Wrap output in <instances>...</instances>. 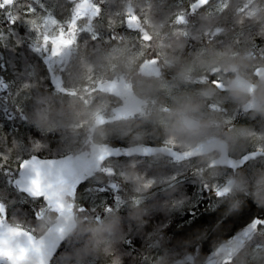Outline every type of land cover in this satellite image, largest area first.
<instances>
[{
	"label": "trees",
	"instance_id": "obj_1",
	"mask_svg": "<svg viewBox=\"0 0 264 264\" xmlns=\"http://www.w3.org/2000/svg\"><path fill=\"white\" fill-rule=\"evenodd\" d=\"M190 2L183 0L178 5L177 0H112L121 12L127 13L129 7L140 17L150 43L142 41L140 34L126 33L119 27L115 41L108 39L106 26L103 41L93 42L81 35L60 72L62 86L75 95L53 90L54 85L48 83V70L60 68L52 67L50 62L54 60L33 50L34 34L26 25H3L5 31L11 27L15 36L0 44V79L7 88L11 86L9 95L22 81L31 80L27 89L30 98L20 96L18 106L0 95V140L4 149L16 142L19 154L28 159L31 145L39 142L44 147L35 155L51 160L77 150L83 142L140 150L161 146V141L170 138L183 150L181 142L184 148L194 145L197 135L213 136L215 129L228 141L230 156L235 159L252 144H264V136L254 131L264 133V81H257L254 74L255 69L264 68V56L253 54L247 38L249 28L252 35L264 34V0H229L220 15L205 14L204 6L186 23H177V15L186 12ZM44 3L59 19L65 18L71 7L68 0ZM2 20L0 17V23ZM242 32L245 38L234 44ZM154 57L159 61L158 70L155 68L148 78L139 76L140 66L151 63ZM213 72L222 78L225 91L196 83ZM117 77L131 85L134 96L144 103L143 111L128 121L95 125L96 108L105 99L96 86ZM245 81L256 86L251 94L257 101L247 112L238 107L245 92L229 89L230 84ZM182 103L194 107L186 110L181 121L176 109ZM210 103L218 110L210 111ZM235 110L242 115L231 131H225L227 118ZM192 123L195 127L188 128ZM142 157L138 152L132 156L134 168L127 169L126 178L159 176L160 184L137 191L134 182L124 181L122 199L127 206L106 213L99 222L93 214H83L87 217L67 240L69 250L61 260L67 264H203L205 258L220 262L229 254L230 241L254 218H264V160L257 158L237 169L241 182L217 204L201 184L212 185L217 180L211 174L213 168L219 173L217 177L226 169L219 164L207 167L208 155H195V175L178 171V166L167 162L166 155ZM12 161L9 167L14 166ZM172 176L177 179L170 180ZM101 179L106 178L95 176L96 181L103 182ZM91 182L86 180L83 185L88 188ZM78 194L87 204L88 194L80 190ZM10 210L12 216L18 212L27 221L32 219L24 207ZM257 241L264 247V236L238 243L231 253L233 264H264V258L253 255Z\"/></svg>",
	"mask_w": 264,
	"mask_h": 264
},
{
	"label": "snow or ice",
	"instance_id": "obj_2",
	"mask_svg": "<svg viewBox=\"0 0 264 264\" xmlns=\"http://www.w3.org/2000/svg\"><path fill=\"white\" fill-rule=\"evenodd\" d=\"M68 2L71 4L70 9H68V15L63 19H59L49 11L44 0H0V17H3V23H0V44H3L9 37L15 36L11 27H7L5 31L3 25L14 26L18 22L26 25L29 31L34 34L32 47L35 52H41L51 59H60L61 61L64 55L71 52V46L80 40L81 35L93 42L103 41L105 38V26L108 39L111 41H115L119 37L120 32L117 31V27H119L126 29V33L140 34L142 41L150 43L151 38L142 34L139 24L131 22L132 15H135V13L130 15L129 13L121 12L115 7L112 0H68ZM182 3L183 0H177L178 5ZM213 3L214 0H204V4H200V0H191L187 11L180 12L177 15L176 22L181 23L185 19H189L196 15L201 7L212 5ZM215 3L220 5V7L211 9L213 12L223 13L227 8L223 0H215ZM136 19L139 20L140 17L136 16ZM61 37L68 44V47L56 49L54 45ZM244 38L245 34L242 32L241 35L235 38L234 44H240ZM247 38L251 40L253 54L264 56V43H261L264 42V34L252 35V29L249 28ZM57 52L58 55L55 54ZM158 63V59L154 57L152 64L156 65ZM258 71L259 69L256 70L257 75ZM37 80L39 81V77H37ZM27 81H22L17 88L11 90V95H9L11 86L6 88L5 81L0 79V95H4L8 103L18 106L20 96L30 98L27 89L31 80L27 79ZM48 83L50 84L51 81L49 80ZM116 83L113 81L107 86L115 88ZM196 83L198 85L210 84L219 88L222 92L225 91L222 78L215 72L202 77ZM105 87L106 85L101 83L95 90L103 92ZM58 88L59 85L57 84L53 90ZM64 94L75 95L76 93L65 91ZM106 94L111 96L113 93L108 92ZM13 97H16V99H13ZM209 110L215 111L218 108L210 103ZM249 110H251V106ZM119 112L124 116L134 114L127 109H120ZM240 115H242L241 111L235 110L228 116L225 131H231L237 125L236 121ZM254 131L257 136H264V133L260 132V130ZM3 144L4 141L0 140V148L3 149L0 150V172L6 175L19 174L20 179L15 181L16 185L30 195L33 201L40 202L39 207L33 210L35 220H39L42 215L49 211H55L59 214L63 208L67 207L77 213H91L99 222L106 213H111L127 206V202L122 199V190L126 179V171L133 166L132 156L134 153L131 150L121 151L116 147H107L99 156L89 158L67 155L60 159L41 160L35 155V152L40 151L44 146L39 142H34L31 145L32 155L27 160H24L18 152L20 146L16 142H13L12 146L6 150ZM160 145L161 150L167 152V162L170 165L178 166V171H191L193 175L196 174V172L192 171V165L195 160L194 153L182 151L176 146L175 141L170 138H165ZM150 147L152 148L150 155H152L155 151L152 146H145L139 152V155L149 157ZM13 150H16L14 157L12 156ZM257 158L264 160V144L259 146L255 143L252 144L240 156L238 161L235 158H230L226 165H221L227 168L223 173V180L221 181L219 178L212 185L201 184L202 187L216 198L217 204H220V201L224 200L230 191L228 187L224 186L225 178L234 170H241L245 164L249 161L257 160ZM10 159H14L18 166L15 168L9 167ZM110 165L112 166L110 167ZM216 166L214 163L207 165L209 168ZM198 171L199 169H197ZM26 172H30L31 175L25 183ZM81 175L92 181L85 190L88 194L87 204L82 203L84 197H78V188L81 183L78 177ZM97 175L107 179L103 182L96 181L95 176ZM176 179V176L170 177L172 181ZM155 183L156 181L153 178L149 179L145 187L150 188ZM61 184H65L69 188L72 201L70 204L65 205L56 196L57 188ZM135 202L139 204V201ZM99 208H102V211H99ZM66 227L67 223L51 229L48 237L42 240L35 225L30 224L25 227L22 224H18L14 226L9 221L8 208L4 202H0V264H25L27 255L35 251L37 247H41L42 255L47 257L46 264H67V261L61 260V257L58 259L56 257L58 245H60L61 252L69 250L67 238L64 235ZM51 232H56L57 234L53 236ZM256 236H264V218H254L242 231L241 235L231 240L229 254L223 261L217 262L216 260V264H233L231 253L236 250V245ZM125 242H127V238ZM65 243L68 245L67 249L64 248ZM261 246L259 241L253 245V247ZM214 255L216 258V250ZM203 264H212V261L205 258Z\"/></svg>",
	"mask_w": 264,
	"mask_h": 264
},
{
	"label": "flooded vegetation",
	"instance_id": "obj_3",
	"mask_svg": "<svg viewBox=\"0 0 264 264\" xmlns=\"http://www.w3.org/2000/svg\"><path fill=\"white\" fill-rule=\"evenodd\" d=\"M200 4H204V0H200ZM207 6H209V5H206L205 7H207ZM127 9H128V7H127ZM130 11L132 13H134V11L132 9L130 10V8H129V11H127V13H129ZM132 19L133 18H131V22L133 23ZM185 21H186V19L184 20V22ZM184 22H181V23H184ZM138 24H139L140 28L142 29V33L145 32V30L143 29V24L141 22L138 23ZM68 54L63 56L62 61L60 59H54L55 65L57 67H59L60 70L59 71L58 70H49V71H51L50 74L52 76H54V78L56 80L59 78V74H60V72H61V70H62V68L64 66V61H65V59H66ZM45 63H46V60H45ZM46 65H47V63H46ZM52 67H54V65ZM258 69H259L258 75L256 74V70L257 69H255V71H254L255 76H257V81H259V82L264 81V75L261 74L262 72H264V68H258ZM113 81L116 82V79L112 80L110 82H113ZM118 81L120 82V88H121L120 91L116 95H111V96L105 95L104 101L106 100V101L109 102V106H107L109 111L105 112L104 116H102L99 119V123H98L99 125L112 124V123L113 124L114 123L117 124V123H120V122H123V121H128V120L133 119L134 117H137V116L141 115V113L143 111L144 103H142V106H141L139 112H135L133 110L134 107L137 105V103H140L141 100L138 99L136 96H134V92H133L131 87L128 88V89H125V87H121V86H124L126 84L125 81L123 80V78L120 77ZM122 81L124 82L123 85H121ZM108 83H109V81H108ZM250 83L251 82H249V81H245V85H246L245 89H247L246 91H249V92H246L244 90L246 98H248L249 94H251L256 89V86L254 84H250ZM231 88H232V86L229 85V89H231ZM249 108H250V106L247 107V109L243 108L242 110L247 112V111H249ZM252 108H254V105L251 106V109ZM120 109H127V110L133 112L134 114L131 115V116H124V115L120 114V112H119ZM113 111H117L118 114H117L116 118L113 121H109V119L113 118ZM195 125L196 124H194V126ZM227 138H228V136H227ZM213 140H215V141L219 142L221 145H223L225 147L226 151H227V155L229 156V158H232L230 156V147H229L228 141L221 138V136L218 134V130L217 129H215L214 134H213V138H212L211 141H213ZM225 141L228 143L227 144L228 146L224 143ZM98 147H100V148H102L104 150L105 148H107L109 146H107L105 144H102V145H100ZM152 147H154V149H160L159 151L154 152L152 155H164L162 153V150H161L160 146H152ZM202 147H200L198 149H201ZM96 148H97L96 146H91L90 144H88V142H83L81 145L78 146L77 150L72 151V152H70L68 154L62 155L58 159L63 158L65 156H67V155H71L73 157H86V158H89V157L93 156L92 152ZM118 149H120L121 151H126L127 149L131 150V147L126 148V149H124V148H118ZM136 149H139V148H136ZM150 149H152V148L150 147ZM205 155L209 156L210 164L213 163L214 158H218V161H219V158H220V152L218 150H216V149H213V150H211L209 152H206V153H204L202 155H199V156H205ZM25 160H27V159H25ZM51 160H53V159H51ZM236 160H238V159H236ZM218 164L221 166V163H219V162L216 163L215 165H218ZM224 168L227 170L226 167H224ZM236 171L237 170H234L232 172V174H235ZM19 179H20V177H19ZM78 179L81 180V183L79 185L78 191L80 190V191L86 193L85 190L87 189V187H85L83 185V183L86 180H88V179H86L83 175L79 176ZM232 180H233V182H235V177H233ZM13 182H15V181H13ZM9 184H11V183L7 179H5V173L0 172V202H4L6 207L8 208L9 221H11V223L14 226L18 225V224H22V225H24L26 227V226H29L30 224H33V225L36 226L39 236H42L45 233L46 230H51L53 228H56L58 226H61V225H64L65 223H67V225H73L74 226L73 227V232L71 234H69V235L64 234L66 236L67 240L75 232V230H76V228L78 226L76 224V221L74 220L75 218H74V215H73V210H70L67 207H65V208L62 209V211L59 214H57V212H55V211H49V212L45 213L44 215H42V217L39 220H35V215H34V211L33 210L35 208L39 207L40 202L39 201H33L32 198L30 197V195L26 194L22 190L21 187L15 185V184H11L12 186H10ZM63 186H66V185L65 184H61V185L58 186L57 192H56V196H58L59 199L62 200L65 205H67L68 203L72 202L71 199H70L71 193H70L69 189H68L67 193H60V192H62V190H60V187H63ZM233 189H234V187L229 191L228 194H230ZM11 207H13V209L18 207V210H19V208H22V207L26 208L27 211L29 212V215H31L32 219L30 221H27L25 218L17 217V220H15V216H12V214L10 213V211H11L10 208ZM56 234L57 233L55 232V235ZM59 250H60V246H59L57 252H59ZM35 258H38L41 261L42 264H46L47 257L42 255L41 248L37 247V249L35 251L30 252L27 255L26 261L29 260V259L32 260V259H35Z\"/></svg>",
	"mask_w": 264,
	"mask_h": 264
},
{
	"label": "rangeland",
	"instance_id": "obj_4",
	"mask_svg": "<svg viewBox=\"0 0 264 264\" xmlns=\"http://www.w3.org/2000/svg\"><path fill=\"white\" fill-rule=\"evenodd\" d=\"M223 3L224 4H226V5H228V3H229V0H223ZM263 5V4H262ZM218 7H220V5H218V4H216L215 3V0H214V3L212 4V5H209V6H207V7H204V12H205V14H209V13H212L213 15H216V14H221L220 12H213L211 9H214V8H218ZM129 14L131 15L132 14V12L130 11L129 12ZM137 16V15H136ZM136 16L135 15H132V21H133V23L135 22V21H137V19H136ZM135 18V19H134ZM135 20V21H134ZM184 22V21H183ZM187 22V19H186V21L184 22V23H186ZM210 27H213V24H211L210 25ZM143 35H146L145 34V32H143ZM194 37H198V35H195ZM54 47L56 48V49H62L63 47H68V44L65 42V40L61 37V38H59L58 40H57V43H56V45H54ZM72 47V46H71ZM55 54H58V52L57 53H55ZM70 54V53H69ZM68 54V55H69ZM67 55V56H68ZM67 58V57H66ZM48 59H50V57H48ZM51 60H54V59H50V61ZM53 61H51L50 62V64L51 65H54L55 66V63L53 62ZM51 65H49V64H47L46 66H47V68H49ZM49 66V67H48ZM142 67H146V68H149L150 69V75L152 74V72L154 71L153 69H157L158 70V67L156 66V65H153L152 64V62L151 63H146V64H144V65H142L140 68H139V70H138V72H137V74L139 75V76H141V74H140V69L142 68ZM48 72H49V70H48ZM263 75H264V73H263ZM61 77V74H59V78L56 80L55 78H54V76H52L51 74H50V76H49V79H50V81H51V83L55 86V85H59V88L58 89H56L58 92H60V93H64L65 91H67L63 86H62V79L60 78ZM119 78L120 77H117V78H114V79H112V80H115L116 79V86H115V88H111V87H108L107 85H109L111 82L109 81V83L108 82H105V83H103V84H105L106 85V87L104 88V91L103 92H99V93H101V94H104V95H107L106 93H108V92H112L113 94L112 95H116L119 91H120V82L118 81L119 80ZM111 80V81H112ZM124 80H126L125 78H124ZM125 85L124 86H121V87H125V89H128V88H130L131 87V85L128 83V82H126L125 81ZM99 84H101V83H98V85L96 86V88L99 86ZM231 86H232V88H231V90H235V91H239V90H241V91H246L247 89H245V87H246V85H245V83L243 82V83H241V85H237V84H230ZM246 92H249V91H246ZM253 95L252 94H249V97L248 98H246L245 96H244V98H243V101H241L240 103H239V108L240 109H243V108H245V109H247V107H249V106H253V105H256V99L255 98H253L252 97ZM107 106H109V102L108 101H103V102H101L98 106H97V108H96V113H95V116H94V123L95 122H97V121H99V119L102 117V116H104V113L105 112H107V111H109V109L107 108ZM194 124L195 123H192L191 125H189L188 124V128H191V127H193L194 126ZM195 127V126H194ZM204 133V132H203ZM199 138V139H198ZM212 138H213V136H211V135H206V134H201V137H199V135H197L196 137H195V142H194V145H191V146H188V147H186V148H184V144L181 142V144H179V145H181L180 147L183 149L182 151H185V152H194V151H196V150H198V148H200V147H202L204 144H207L208 142H210L211 140H212ZM219 139V138H218ZM220 140V139H219ZM82 142V140L80 141V143ZM226 145L228 144L226 141L224 142ZM228 146V145H227ZM229 148V147H228ZM131 150H138V149H136L135 147H133V148H131ZM62 155H60V156H58V157H55V158H53V159H58L59 157H61ZM151 156V155H150ZM153 156V155H152ZM158 156H160V155H154V157L153 158H155V157H158ZM143 157H145V156H143ZM142 157V158H143ZM28 158V157H27ZM141 158V157H140ZM11 160H13L14 161V159H11ZM25 160V159H24ZM157 160H159V159H153V161H157ZM12 161V162H13ZM138 162H140V160H137ZM15 162V161H14ZM220 163V159H219V161H218V158H214V160H213V163ZM9 166V165H8ZM18 165L15 163L14 164V166H12V168H15V167H17ZM112 165H110V167H111ZM131 168H134L133 166L131 167ZM238 173V172H237ZM237 173H235V174H229L226 178H225V184L228 182V181H230V180H232L233 179V177H235V182H234V185H233V187L235 188V187H237L238 185H239V182H241V180H242V178L240 177L241 175H239V174H237ZM214 177H215V179L217 178V180L220 178L221 179V181L223 180V178H222V176L223 175H221V176H219V177H217V174H219L218 172H217V170L215 169V168H213L212 169V173H211ZM165 175H167V174H165ZM233 176V177H232ZM19 174H15V175H6L5 174V179H7L11 184H15L16 185V183L15 182H13V181H16V180H19ZM103 177V176H102ZM127 177V176H126ZM167 177H168V175H167ZM106 178V177H105ZM154 179L155 181H156V184H154V185H157V184H160V182H158L159 180H160V177L159 176H153L152 177V175L149 177V176H147V177H144L143 175H141L140 177H134L133 179H130L129 177L128 178H126L125 179V181L126 182H128L129 184H131L132 182H134L135 183V189L138 191H143V190H147L149 187H145V184L147 183V181L149 180V179ZM161 178H163V177H161ZM107 179V178H106ZM157 179H159V180H157ZM102 180V179H101ZM103 181V180H102ZM11 184H9L10 186H12ZM224 184V185H225ZM232 187V188H233ZM150 188H152V187H150ZM68 186L66 185V186H63V187H60V190H62V192H60V193H67V191H68ZM68 204H70V203H68ZM20 214L18 213V212H16V215H13V216H15V220H17V217H19V218H25V217H21V216H19ZM73 215H74V220L76 221V224H77V226H79V224L82 222V220L85 218V217H87L86 215L84 216L83 215V213H77V212H75L74 210H73ZM27 227V226H26ZM54 229V228H53ZM50 234V230H46L45 231V233L42 235V236H40L41 237V239L42 240H45L47 237H48V235ZM51 235H53V236H55V232H51ZM69 240H70V237H69ZM73 240H71L70 242H72ZM68 242V241H67ZM69 242V243H70ZM66 247V243L64 244V248ZM236 247H238V244L236 245ZM38 248H41V247H38ZM63 255H65V252H61L60 250H59V252H57V254H56V257H57V259L59 258V257H63ZM253 255L254 256H256L257 258H260V257H262V258H264V247L263 246H261V247H253ZM25 264H42L41 263V261L38 259V258H35V259H32V260H27L26 262H25Z\"/></svg>",
	"mask_w": 264,
	"mask_h": 264
},
{
	"label": "water",
	"instance_id": "obj_5",
	"mask_svg": "<svg viewBox=\"0 0 264 264\" xmlns=\"http://www.w3.org/2000/svg\"><path fill=\"white\" fill-rule=\"evenodd\" d=\"M137 23H139V21H137ZM263 73L264 72H262V74ZM140 74H141L142 77H149L150 76V69L149 68H146V67H142L140 69ZM121 85H123V83H121ZM5 87H6V85H5ZM140 108H141V103H137V105L134 107L133 110L135 112H139ZM117 114H118V112L117 111H114L113 112V118L112 119H115L116 116H117ZM112 119H110V120H112ZM213 149H216V150H218L220 152V162H221L222 165H226L227 164V161L230 159L228 157V155H227V151H226V149H225V147L223 145H221L219 142H217L215 140L208 142L201 149H198V150H196L194 152H191V153H194V155H202V154H204L206 152H209V151H211ZM159 150L160 149H155L154 152H157ZM102 151H103L102 148H98V149H95L92 152V154H93V156H99L102 153ZM151 151H152V149H149V154L151 153ZM162 153L164 155H167V152L166 151H163L162 150ZM30 175H31L30 172H26L25 178H24V182L25 183L27 182V179H28V177ZM233 185H234L233 180H230L224 186L228 187L231 190L232 187H233ZM73 227H74L73 225H67V227L64 230V234H66V235L71 234L73 232ZM59 246L60 245L57 246V250H58ZM209 260L212 261V264H216V260L215 259H209Z\"/></svg>",
	"mask_w": 264,
	"mask_h": 264
},
{
	"label": "clouds",
	"instance_id": "obj_6",
	"mask_svg": "<svg viewBox=\"0 0 264 264\" xmlns=\"http://www.w3.org/2000/svg\"><path fill=\"white\" fill-rule=\"evenodd\" d=\"M192 107L194 106H190L186 103H182L180 107L176 109L177 119L182 121L184 115L186 114V110H190Z\"/></svg>",
	"mask_w": 264,
	"mask_h": 264
},
{
	"label": "bare ground",
	"instance_id": "obj_7",
	"mask_svg": "<svg viewBox=\"0 0 264 264\" xmlns=\"http://www.w3.org/2000/svg\"><path fill=\"white\" fill-rule=\"evenodd\" d=\"M131 151H132L134 154H136L138 150H131ZM242 192H243V191H242Z\"/></svg>",
	"mask_w": 264,
	"mask_h": 264
}]
</instances>
